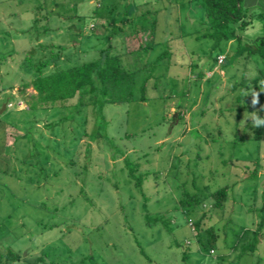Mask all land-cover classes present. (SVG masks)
I'll list each match as a JSON object with an SVG mask.
<instances>
[{"label":"rangeland","instance_id":"374dc122","mask_svg":"<svg viewBox=\"0 0 264 264\" xmlns=\"http://www.w3.org/2000/svg\"><path fill=\"white\" fill-rule=\"evenodd\" d=\"M254 1L245 0L249 17L264 10V0ZM147 10L145 20L156 17L153 51L130 54L121 31L111 43L125 64L151 76L145 100L19 102L36 93H20V84L47 46H63L61 67L99 59L111 32L101 22L148 26L137 21ZM207 26L200 1L0 0V250L20 255L13 264H264L249 230L264 198V138H253L254 114L240 110L264 106V83L238 100L264 60L240 54L234 38L214 46ZM234 27L250 48L264 37V18ZM204 186H226L228 204L236 201L233 219L212 198L204 202L215 239L192 231L189 219L200 213L180 203Z\"/></svg>","mask_w":264,"mask_h":264},{"label":"trees","instance_id":"16d2710c","mask_svg":"<svg viewBox=\"0 0 264 264\" xmlns=\"http://www.w3.org/2000/svg\"><path fill=\"white\" fill-rule=\"evenodd\" d=\"M192 1H200L204 6L208 26L203 36L215 39L217 42L214 46L218 45L222 39L234 38L238 43L237 51L240 54L245 52H249L250 54L259 53V57L264 60V37L260 38L261 41L257 48H250L246 44H243L242 37L237 34L234 27V24H238L240 27L247 26L251 22V17L254 16L264 18V10L251 14L249 17V8L245 6V0ZM150 13L149 10L142 12L137 21L145 20ZM145 21L151 22V24L145 26L139 22L137 26L131 27L127 26L131 23L129 19L123 21L122 24H115L106 19L101 22L105 31L111 27V32L108 35L109 44L107 48L101 49L102 57L92 61L61 67L60 60H64V56L58 51L62 50L63 46L60 45L57 49L53 48V46H47L51 48L50 54L46 55L34 67L35 72L32 79L29 82L20 84V93H23L28 87H32L36 93L32 95L31 99L19 96V102L25 100L28 104V109H36L39 107H49L50 105L75 97L82 100L89 95L103 98L106 103H123L135 99L145 100L151 76L143 75L144 66L132 69L121 60L120 55L111 51L112 40L116 34H119V31L123 32L122 36H125L127 40H131V46L127 47L130 54H136L141 51H153L159 44L155 41L156 27L154 25L156 17L153 16L152 20ZM135 44L136 46H134ZM216 60L218 62V57H216ZM51 65L52 69L46 71L47 66ZM144 65L146 66L147 63ZM257 72L250 80V85L247 86L249 89L248 95L242 92L238 96L239 102L245 97L246 99H250L254 93L253 90L259 91L260 86L264 83V68H259ZM245 75L246 73H244L243 78L247 77ZM160 77L161 75L157 78L159 79ZM239 85H244V81L237 83L236 87ZM154 88H157V82L154 83ZM240 110L246 111L249 117L254 114L253 119H250L247 123V126L251 127L254 131L253 138H264V123H261L259 126L256 125V121H264V106H262V103L256 107L250 102L244 109ZM187 195L185 198L180 199L181 205L188 206L192 212L200 213L198 219H189L192 231L199 237L204 231L208 232L209 236L215 239L216 233L214 230L212 231L213 226H207V223L203 221L207 213L205 211L201 213V210L205 209L204 202L212 198L214 200L212 207L223 211L230 198L228 187L223 186L210 190L208 186H204L199 190L197 189L196 192ZM211 217L212 214L209 210V219ZM211 251L213 252V249ZM19 259L20 255L13 252L10 248L0 250V264H13ZM39 261L40 258L32 264H38Z\"/></svg>","mask_w":264,"mask_h":264},{"label":"crops","instance_id":"0c3cea01","mask_svg":"<svg viewBox=\"0 0 264 264\" xmlns=\"http://www.w3.org/2000/svg\"><path fill=\"white\" fill-rule=\"evenodd\" d=\"M257 3V4H256ZM254 4L256 6H259V4L262 5L261 1L260 0H255L254 1ZM240 198H242V195L240 194L239 196ZM243 199H240L239 200V203L238 205H242L243 206V210L246 211L247 209V206L245 205V203L242 201ZM235 200H233V204H228V201H227V204H226V208L227 210H229V213L232 214V217L231 219H233L235 213H236V206H235ZM232 203V202H231ZM245 207V208H244ZM258 209L259 213L257 215L259 219V222L257 223V226L256 227H252L250 228L249 230L253 231L254 232V235L253 237H251L252 239V243L250 245V248L254 251H257L258 254H260V258H263L264 260V198L261 199V202H260V205L259 207L257 206L256 208H254V210ZM244 229H247V227H245ZM243 236L242 235H238V239L236 240L235 242V247H232L231 248V251H234L237 249L238 247V244L240 243V241L242 240ZM227 258L229 257V253L228 255H225ZM221 260H223V263H227V260L221 258ZM230 264H236L235 261H231Z\"/></svg>","mask_w":264,"mask_h":264},{"label":"built area","instance_id":"2783aa9c","mask_svg":"<svg viewBox=\"0 0 264 264\" xmlns=\"http://www.w3.org/2000/svg\"><path fill=\"white\" fill-rule=\"evenodd\" d=\"M224 60H225V55H223V54H220V55L218 56V64H221V63H223V62H224Z\"/></svg>","mask_w":264,"mask_h":264},{"label":"clouds","instance_id":"9594fccd","mask_svg":"<svg viewBox=\"0 0 264 264\" xmlns=\"http://www.w3.org/2000/svg\"><path fill=\"white\" fill-rule=\"evenodd\" d=\"M261 123H264V121H256L257 126H259Z\"/></svg>","mask_w":264,"mask_h":264},{"label":"water","instance_id":"95a60500","mask_svg":"<svg viewBox=\"0 0 264 264\" xmlns=\"http://www.w3.org/2000/svg\"><path fill=\"white\" fill-rule=\"evenodd\" d=\"M5 107V106H4Z\"/></svg>","mask_w":264,"mask_h":264}]
</instances>
